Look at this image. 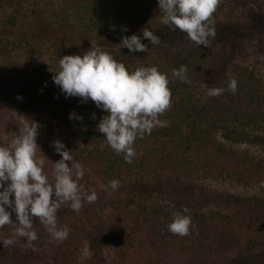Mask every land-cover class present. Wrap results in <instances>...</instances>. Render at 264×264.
Segmentation results:
<instances>
[{"label": "trees", "instance_id": "obj_1", "mask_svg": "<svg viewBox=\"0 0 264 264\" xmlns=\"http://www.w3.org/2000/svg\"><path fill=\"white\" fill-rule=\"evenodd\" d=\"M13 3L0 0V10ZM161 15L158 0H64L42 19L47 29L7 38L12 51L23 52L25 64L20 67L17 54L0 56V145L6 135L10 140L18 134L21 118L36 123V159H45L49 182L54 184L52 163L61 158L53 146L59 140L83 166L79 184L98 198L79 213L70 203L61 205L57 223L70 230L62 242L33 218L37 239L29 244L14 237L8 247L0 242V264H264V76L248 63L256 56L264 60V31L256 20L264 19V0H220L208 47L163 25ZM3 23L4 31L14 26ZM146 27L159 44L143 37ZM133 34L147 52L118 46ZM91 44L129 72L155 66L168 76L171 107L158 117L163 126L137 137L131 163L97 129L108 113L90 99L66 98L53 82L59 59L83 56ZM181 65L190 83L172 76ZM232 78L234 94L227 90ZM205 83L225 92L209 97ZM73 112L82 121L69 119ZM112 180L120 182L116 191ZM5 207L15 222L16 214ZM176 212L191 217L186 236L168 231ZM12 233L6 225L0 239Z\"/></svg>", "mask_w": 264, "mask_h": 264}, {"label": "clouds", "instance_id": "obj_2", "mask_svg": "<svg viewBox=\"0 0 264 264\" xmlns=\"http://www.w3.org/2000/svg\"><path fill=\"white\" fill-rule=\"evenodd\" d=\"M220 0H158L161 23L171 30H179L197 46L208 47L209 37L216 35L213 14ZM142 35L152 45L160 43V38L147 27ZM130 52H147L148 47L141 42V36L133 34L124 36L118 45ZM187 68L172 70V76L181 82L187 79ZM53 82L67 97H79L83 103L90 99L97 108L108 114L103 116L97 129L106 138L108 145L117 154L124 153L126 163H131L136 153L134 143L151 134L156 126H163L159 116L171 107L172 93L168 87L169 79L157 67H139L129 72L123 63L117 62L108 52L102 51L95 44L80 55H64L59 59V71L52 77ZM209 97L221 96L224 88L208 87ZM227 90L233 94L237 90V80L232 78ZM17 99L22 97L17 96ZM14 117H22L15 110L10 111ZM92 118H95L93 114ZM69 119L82 121L74 112ZM22 127L10 140L6 135L4 145H0V228L11 225L12 237L0 239L4 247L12 245L14 237H23L29 244L37 239L32 230L33 218H37L50 234L52 240L62 242L69 235L65 225L57 223V211L62 204L79 213L84 203H95L97 195L91 194L79 184L83 179L84 169L75 162L71 152L59 140L53 142L55 151L61 157L53 164L54 184L44 174L45 159H36L38 145L36 137L38 127L34 122L21 118ZM6 185V186H5ZM112 191L119 189L120 182H109ZM54 197V198H53ZM10 208L16 214L15 222L11 219ZM189 209L184 207L183 213ZM191 217L181 212L173 214L168 224V231L181 237L189 234Z\"/></svg>", "mask_w": 264, "mask_h": 264}, {"label": "rangeland", "instance_id": "obj_3", "mask_svg": "<svg viewBox=\"0 0 264 264\" xmlns=\"http://www.w3.org/2000/svg\"><path fill=\"white\" fill-rule=\"evenodd\" d=\"M63 2L64 0H14L13 5L6 7L4 10H0V56L9 58L10 56L17 54L21 61L20 67L23 68L25 64L23 52L19 49L12 51L11 46L5 44L7 43V38L11 39L12 41L21 40L23 38H27L30 34H37V32L47 29L44 27L42 19L48 16L51 12L59 10L63 5ZM252 11L254 12L253 8ZM7 20L12 21L14 26L10 28L9 31H4L3 22ZM256 20L259 22L264 31V19L259 15H256ZM250 28L253 29V27ZM249 58L253 57L249 56ZM252 61H254L256 65ZM252 61L249 60L248 63H250L251 66H255L254 68L264 76V60L256 56V58L252 59ZM18 69L19 68H16V73L18 72ZM215 188L225 191L223 190L224 188L218 185ZM226 188L229 191L231 190V188L229 189L228 187H225V189ZM236 191L239 192L238 190ZM236 191L234 189V192ZM247 193L250 195L254 193V191L249 190ZM85 255L86 249L77 262L82 261V258Z\"/></svg>", "mask_w": 264, "mask_h": 264}]
</instances>
